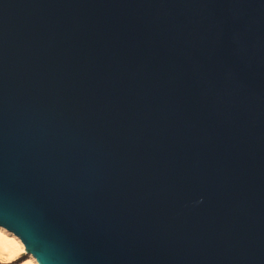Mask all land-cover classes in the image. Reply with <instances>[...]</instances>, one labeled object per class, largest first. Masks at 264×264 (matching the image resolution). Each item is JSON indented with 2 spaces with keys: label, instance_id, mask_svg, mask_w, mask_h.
<instances>
[{
  "label": "water",
  "instance_id": "water-1",
  "mask_svg": "<svg viewBox=\"0 0 264 264\" xmlns=\"http://www.w3.org/2000/svg\"><path fill=\"white\" fill-rule=\"evenodd\" d=\"M0 227L39 264H264V0H0Z\"/></svg>",
  "mask_w": 264,
  "mask_h": 264
},
{
  "label": "rangeland",
  "instance_id": "rangeland-1",
  "mask_svg": "<svg viewBox=\"0 0 264 264\" xmlns=\"http://www.w3.org/2000/svg\"><path fill=\"white\" fill-rule=\"evenodd\" d=\"M29 257L19 237L0 228V264H27Z\"/></svg>",
  "mask_w": 264,
  "mask_h": 264
},
{
  "label": "bare ground",
  "instance_id": "bare-ground-1",
  "mask_svg": "<svg viewBox=\"0 0 264 264\" xmlns=\"http://www.w3.org/2000/svg\"><path fill=\"white\" fill-rule=\"evenodd\" d=\"M0 228H2V227H0ZM2 229H5V228H2ZM6 230V229H5ZM12 233V232H11ZM12 234H14V233H12ZM14 236H17L16 234H14ZM18 237V236H17ZM20 239V238H19ZM21 240V239H20ZM21 242H22V240H21ZM22 244H23V242H22ZM24 245V244H23ZM24 247H25V245H24ZM25 250H26V248H25ZM28 253V252H27ZM28 255H30V259H28L27 260V264H39L38 262H37V260L35 259V257L32 255V254H29L28 253Z\"/></svg>",
  "mask_w": 264,
  "mask_h": 264
}]
</instances>
